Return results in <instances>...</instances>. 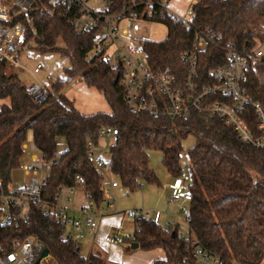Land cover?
Returning <instances> with one entry per match:
<instances>
[{
    "label": "trees",
    "instance_id": "trees-1",
    "mask_svg": "<svg viewBox=\"0 0 264 264\" xmlns=\"http://www.w3.org/2000/svg\"><path fill=\"white\" fill-rule=\"evenodd\" d=\"M106 1L116 12L128 0ZM35 3L27 23L26 44L32 41L38 50L68 57L69 66L63 68L65 78H57L52 84L57 96L49 91L46 100L38 104L30 99L17 73H6L7 64L0 58V100L8 101L0 107L2 184L7 185L12 171L22 165L28 132L44 161L54 159L61 137L66 147L41 187L42 198L54 201L58 189L73 186L78 175L88 202L97 209L104 203L103 176L87 157L86 145L89 141L99 146L101 127L117 130L114 142L108 146V168L130 190L140 183H158L148 165L149 149L161 152L167 174L181 177L182 141L193 136L185 167L191 195L187 232L180 234L178 224L162 227L160 221L140 217L135 219L138 229L135 227L129 241L138 243L143 250L164 251V257L151 264H191V251L196 246L220 255L226 264L264 262V148L242 143L231 126L218 119L207 120L197 111L187 119L174 120L131 112L122 100L119 84L112 83L117 69L97 56L88 57L95 30L76 33L69 22L73 11L51 8L44 0ZM192 9L189 27L167 16L155 20L166 26L167 35L163 41L145 40L142 44L153 68H170L181 78L185 64L180 55L192 50L191 42L197 33H213V44L197 51V81L209 84V71L225 64L228 48L242 49L256 39L264 40V0H197ZM58 41H62V47L57 46ZM257 68L264 74V59ZM77 78L102 94L109 112L83 114L73 106L61 90ZM242 88L252 101L264 107V83L253 71ZM221 99L219 95L212 97V101ZM246 113L253 127L256 121L250 107ZM31 207L26 223L16 227L0 225V244L9 247L12 239L34 235L55 264H103L96 254L82 256L73 239L62 237L58 220L36 205Z\"/></svg>",
    "mask_w": 264,
    "mask_h": 264
},
{
    "label": "built area",
    "instance_id": "built-area-1",
    "mask_svg": "<svg viewBox=\"0 0 264 264\" xmlns=\"http://www.w3.org/2000/svg\"><path fill=\"white\" fill-rule=\"evenodd\" d=\"M44 1L51 8L73 11L69 22L76 33L95 30L91 37L92 56H97L112 69H117L116 77L122 90V100L131 112L164 115L174 120L187 119L193 111H197L207 120L218 119L231 126L242 143L264 148V107L252 101L242 88L248 73L254 71L264 59V40L256 39L242 49L228 48L225 51V64L208 73L211 83L200 85L196 78L197 51L213 44L215 34L197 33L194 36L192 50L180 55L185 69L179 78L170 68H153L142 48L145 39L137 40L132 33L118 27V23L126 18L155 21L164 16L189 27L193 16L192 7L197 0L189 1L184 15L170 10L167 7L169 0H128L116 12L110 10L106 0H102L101 9L91 6L90 0ZM35 5V0H0V58L8 66L20 67L19 54L21 47L26 44L27 23L31 20L30 12ZM40 69L41 65H36L30 72L38 73ZM26 90L30 99L38 104L44 102L49 93L44 84L36 82L26 85ZM215 95L222 99L212 101ZM248 107L256 121L253 127L248 123ZM117 134V130L111 127H101L98 131L100 139L107 137L113 142ZM31 148L36 153L31 155L30 164L23 166L24 175L29 176L27 185L11 190L8 184L3 185L0 181V225L16 227L26 223L32 210L31 205H36L51 219L60 222L62 237L75 241L77 238L93 235L97 230L96 208L89 203L77 209L75 212L78 215L74 216L67 207L71 202V194L75 188H82L83 181L75 175L73 186L60 187L54 201L44 200L41 187L50 174L54 161L60 158V152L54 153V159L44 161L33 143ZM96 148L98 147L87 142V157L98 169L105 163L96 156ZM111 185L117 186V182L114 181ZM168 188L171 190L169 201L189 203L191 200L181 177H173ZM179 213L187 222L189 210L181 205ZM124 216L137 219L147 216V213L128 210L124 212ZM151 219L158 223L159 211H155ZM129 237H121L119 233L108 234L104 241L108 244H120ZM7 247L0 244V264H42L51 259L49 252L40 258L44 245L34 235H28L22 240L12 239ZM190 259L191 264H226L220 255L199 246L192 249Z\"/></svg>",
    "mask_w": 264,
    "mask_h": 264
},
{
    "label": "rangeland",
    "instance_id": "rangeland-1",
    "mask_svg": "<svg viewBox=\"0 0 264 264\" xmlns=\"http://www.w3.org/2000/svg\"><path fill=\"white\" fill-rule=\"evenodd\" d=\"M189 0H169L168 8L175 13L184 15L188 7ZM90 5L96 9L102 8V0H90ZM120 29H126L128 33H132L134 38L137 40H152V41H163L167 35V28L164 24L158 21H147L139 19L126 18L122 19L118 23ZM264 29V26H262ZM58 47H62V41L57 42ZM88 57H92V53L88 54ZM20 67H12L7 65L6 73L12 71L17 73L25 85L31 83H42L46 86L47 90L50 91L55 97V93L52 84L57 78H65L63 72L64 67L69 66V59L66 56L61 55L58 52L42 51L34 47L32 41L28 42L21 47L19 54ZM36 65H41V69L38 73L31 74L30 71ZM9 67V68H8ZM253 73L256 75L259 81L264 83V74L260 72L259 68H256ZM61 93L67 96L73 103V106L83 114H92L95 112H109L110 108L103 98L102 94L99 93L95 88L88 87L83 80L77 78L67 82ZM7 100H0V107ZM113 142L111 138L103 137L100 139V144L96 148V156L101 158L105 165L98 168L101 172L102 188L104 189L103 198L110 202V204H102V215L113 214L112 225L108 234L119 233L121 237L132 236L136 223L135 219L125 217L124 212L128 210L141 211L147 213L146 218L150 219L153 217L155 211L160 213V225L167 227L170 223L178 224V231L180 234L187 232V222L182 218L179 213L181 205L187 209L189 207L188 202H171L169 201L171 190L168 188V184L172 182L173 177L167 174V171L162 163V154L157 149H149L148 153V165L149 168L154 172L158 183L148 184L140 183L134 190H130L124 187L121 182L118 181L117 177L109 172V150L108 146ZM32 135L28 132L26 147L22 158V165L14 169L10 175V181L8 187L11 190L19 189L28 183L29 176L24 175V165H29L31 162V155L36 153L31 148ZM194 144L193 136H188L182 141V152L179 160V166L182 169L181 178L183 179L185 189L188 190L187 186L190 183V177L187 174L185 167L188 162V151ZM66 143L63 138H59L57 141V150L61 152L65 149ZM117 182V187H111L110 182ZM167 185V186H166ZM166 186V187H165ZM108 190V191H107ZM88 202L86 194L81 187L75 188L71 194V202L67 204L70 214L77 216L71 208H78L81 205H86ZM106 204V205H105ZM77 211V210H75ZM101 211V210H100ZM99 213V214H100ZM100 217V216H99ZM98 218V216H97ZM107 234L103 235V238ZM94 241L92 235H86L82 238L75 240L76 244L80 248V254L87 256L89 252L94 253ZM104 241V240H103ZM105 242V241H104ZM98 245V244H97ZM131 242L129 239H125L120 244H115L119 248L109 250L108 248H101L102 262L103 264H117L116 259L119 255L126 256L128 253H132L136 250H142L141 248H131ZM99 246V245H98ZM101 246V245H100ZM108 253L110 259L107 260ZM42 264H55L51 259H47Z\"/></svg>",
    "mask_w": 264,
    "mask_h": 264
},
{
    "label": "crops",
    "instance_id": "crops-1",
    "mask_svg": "<svg viewBox=\"0 0 264 264\" xmlns=\"http://www.w3.org/2000/svg\"><path fill=\"white\" fill-rule=\"evenodd\" d=\"M99 144H100V142H99ZM112 182H114V181L110 182L111 187H113L111 185ZM117 186H114V187H117ZM104 203H106L108 205L110 204V202H108L107 200H104ZM88 204H89V202H87L86 205H81L78 208H71V209L75 212V210H77L81 207H85ZM95 211L97 213L98 218L96 217L97 230L92 235L93 240H95L94 241V247L92 248V250L94 249V253L89 252V254H96L102 260L103 256L101 253V248H104V249L108 248L109 250L115 249V251H116V249L119 250V248L116 246H112L115 244H108V243L103 241L104 240L103 235L104 234L108 235V233H109L108 231H110L109 229L112 225V218L114 217V215L113 214L102 215V213H100V212H102V206L100 208H97ZM115 234H117V233H115ZM115 234L113 233V234H109V235H115ZM137 248H139V247H137ZM109 256H111V255L108 253L107 260L110 259ZM163 257H164V251L161 248H154V249H150V250H143L142 249V250L133 251L132 253H128V255H126V256L121 257L119 255V258L116 259V262H117V264H151L154 260L162 259Z\"/></svg>",
    "mask_w": 264,
    "mask_h": 264
},
{
    "label": "water",
    "instance_id": "water-1",
    "mask_svg": "<svg viewBox=\"0 0 264 264\" xmlns=\"http://www.w3.org/2000/svg\"><path fill=\"white\" fill-rule=\"evenodd\" d=\"M116 82H117V77H115L113 79L112 83L115 84ZM130 246H131L132 249H135V248L138 247V243L132 242ZM48 252H49L48 249L44 247V249L41 252L40 258L46 256L48 254Z\"/></svg>",
    "mask_w": 264,
    "mask_h": 264
}]
</instances>
